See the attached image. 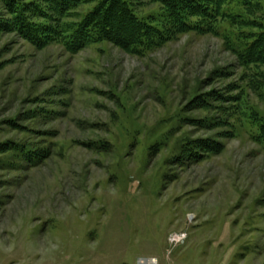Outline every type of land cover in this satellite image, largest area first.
<instances>
[{"label":"rangeland","instance_id":"1","mask_svg":"<svg viewBox=\"0 0 264 264\" xmlns=\"http://www.w3.org/2000/svg\"><path fill=\"white\" fill-rule=\"evenodd\" d=\"M251 4L226 9L264 25ZM9 20L0 2V264H264V65L231 51L256 28L69 54Z\"/></svg>","mask_w":264,"mask_h":264},{"label":"trees","instance_id":"2","mask_svg":"<svg viewBox=\"0 0 264 264\" xmlns=\"http://www.w3.org/2000/svg\"><path fill=\"white\" fill-rule=\"evenodd\" d=\"M147 1L158 4L168 22L163 20L161 26H154L150 18L138 15L128 0H31L28 3L0 0L14 32L37 48L53 42L61 44L69 54H76L89 45L109 43L130 54H142L164 43L172 34L212 32L216 35L218 28L214 24L226 19L227 24L257 30L231 47L240 66L264 65V25L258 21H238L242 15L226 9L235 3L248 13L253 10L251 0ZM86 4L93 7L80 15L78 21H67ZM255 138L264 144V120L260 121Z\"/></svg>","mask_w":264,"mask_h":264}]
</instances>
